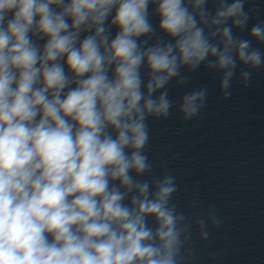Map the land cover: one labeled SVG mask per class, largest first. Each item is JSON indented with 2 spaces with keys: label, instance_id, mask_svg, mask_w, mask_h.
<instances>
[{
  "label": "clouds",
  "instance_id": "9594fccd",
  "mask_svg": "<svg viewBox=\"0 0 264 264\" xmlns=\"http://www.w3.org/2000/svg\"><path fill=\"white\" fill-rule=\"evenodd\" d=\"M247 3L0 0V264H185L193 221L209 240L218 210L178 211L148 120L201 114L207 86L169 94L201 66L220 102L264 71Z\"/></svg>",
  "mask_w": 264,
  "mask_h": 264
}]
</instances>
